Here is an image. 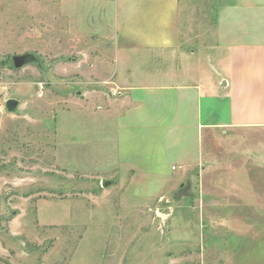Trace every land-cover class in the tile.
<instances>
[{
  "label": "rangeland",
  "instance_id": "1",
  "mask_svg": "<svg viewBox=\"0 0 264 264\" xmlns=\"http://www.w3.org/2000/svg\"><path fill=\"white\" fill-rule=\"evenodd\" d=\"M102 1L0 0V264H264V206L256 220L236 189L252 156L226 135L211 139L208 189L196 176L180 199L188 180L157 189L156 176L94 165V123L78 111L108 85L90 77L113 44ZM226 2L180 0L187 50L215 47ZM27 52L38 61L16 68Z\"/></svg>",
  "mask_w": 264,
  "mask_h": 264
},
{
  "label": "crops",
  "instance_id": "2",
  "mask_svg": "<svg viewBox=\"0 0 264 264\" xmlns=\"http://www.w3.org/2000/svg\"><path fill=\"white\" fill-rule=\"evenodd\" d=\"M102 2L112 10L113 44L90 77L108 85L90 91L89 107L78 111L81 125L94 123V165L156 176L157 189L196 176L208 189L211 139L226 135L239 157L252 156L236 189L259 220L264 144L249 147L264 140V0L221 4L215 47L199 55L183 46L180 0ZM255 169L259 177H250Z\"/></svg>",
  "mask_w": 264,
  "mask_h": 264
},
{
  "label": "water",
  "instance_id": "3",
  "mask_svg": "<svg viewBox=\"0 0 264 264\" xmlns=\"http://www.w3.org/2000/svg\"><path fill=\"white\" fill-rule=\"evenodd\" d=\"M12 59H13L14 66L16 68H21L29 63L38 61V57L34 53H31V52L14 55ZM18 104H19V101L17 99L12 98L8 100L7 107L10 110H13L18 106ZM189 182L190 181L188 180V184L186 186H182L181 189L177 193H175L174 197L176 199H180L182 196H185L188 194ZM110 184H111V181H108V180H105L103 182L104 186H108Z\"/></svg>",
  "mask_w": 264,
  "mask_h": 264
},
{
  "label": "built area",
  "instance_id": "4",
  "mask_svg": "<svg viewBox=\"0 0 264 264\" xmlns=\"http://www.w3.org/2000/svg\"><path fill=\"white\" fill-rule=\"evenodd\" d=\"M175 168V167H174Z\"/></svg>",
  "mask_w": 264,
  "mask_h": 264
}]
</instances>
